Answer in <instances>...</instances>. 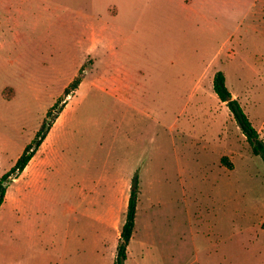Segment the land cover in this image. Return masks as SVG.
I'll return each instance as SVG.
<instances>
[{
	"label": "rangeland",
	"instance_id": "obj_1",
	"mask_svg": "<svg viewBox=\"0 0 264 264\" xmlns=\"http://www.w3.org/2000/svg\"><path fill=\"white\" fill-rule=\"evenodd\" d=\"M218 72L264 141V0H0V179L61 108L0 264H116L134 186L124 264H264V161Z\"/></svg>",
	"mask_w": 264,
	"mask_h": 264
},
{
	"label": "trees",
	"instance_id": "obj_2",
	"mask_svg": "<svg viewBox=\"0 0 264 264\" xmlns=\"http://www.w3.org/2000/svg\"><path fill=\"white\" fill-rule=\"evenodd\" d=\"M81 82L80 78L75 79L71 88L76 89ZM214 91L222 103H224L230 111L233 113L235 119L239 123L243 133L247 137V141L252 147V153L255 156H261L264 161V141L260 138L258 131L253 127L251 121L240 106L238 99H234L232 94L227 88L226 77L223 72H218L214 78ZM70 90L66 92V96L70 95ZM60 102H57L47 113L46 121L42 125L41 129L36 134L34 140L28 144L20 158L15 165L5 173L0 179V209L5 202L8 184L14 179L18 178L25 168L29 165L36 152L42 145L43 141L50 132L54 121L58 118L61 111ZM223 162L232 168V164L229 163L228 158H224ZM137 187H133L131 197L128 203L126 222L122 227L120 235V248L117 257L116 264H124L126 260V250L132 238L135 228V218L137 212Z\"/></svg>",
	"mask_w": 264,
	"mask_h": 264
}]
</instances>
